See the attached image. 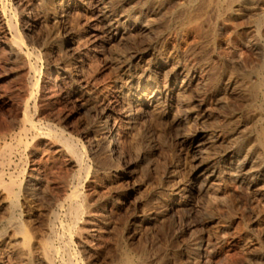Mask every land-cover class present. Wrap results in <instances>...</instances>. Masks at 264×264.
<instances>
[{
    "label": "rangeland",
    "instance_id": "1",
    "mask_svg": "<svg viewBox=\"0 0 264 264\" xmlns=\"http://www.w3.org/2000/svg\"><path fill=\"white\" fill-rule=\"evenodd\" d=\"M209 1L211 0H195V3L193 2L190 6L187 4V0H162L156 6L157 9L150 10V8H154L152 7V4L155 3L154 0H85L79 4L78 11L73 9L69 12V15L72 16L71 19L74 18L73 20L77 21L76 18H78L80 33L82 31L85 33L88 27L85 24L87 21L84 17V9H90V4H104L113 14L122 13L130 17L137 16L140 11H145L146 8L149 11L143 15V18L148 19L147 29L137 28L129 33L128 37H123L121 40L118 37L111 42H105L103 39L105 35L98 33V36H102L100 37L102 42L97 47L98 49L96 48L97 50L92 53L93 57L89 62L90 65L87 64L89 68L87 67L86 71L89 70L87 76L91 78H94L93 75L95 76L96 82L100 80V85L109 86L116 79V73L118 74L121 70L126 69L130 65L129 63H136V61H139L138 65L147 69L149 73L156 70L155 77L158 82H162L164 76L174 70H178V73L180 71L177 79L181 80L187 74L198 79L195 84L192 83L187 89L180 91L181 94L179 93L178 96L181 98L177 97L173 109L164 107L163 115H160L159 118H152L149 114L141 115L139 118L136 116L133 126L125 127L123 149L129 154L127 153L124 159L119 161L118 170L112 168L111 162L103 153L102 143L93 142L92 127L98 121V114L93 110H79L72 101L67 100L66 91L68 90L67 93H70L71 89L69 82V84L66 82L59 92L40 91L36 94V89L33 88L36 87L34 81H38L42 76H47V70L52 67L53 59H50L51 62H49L43 57L40 60L29 57L31 59L27 60V62L29 61L27 64L30 63L29 65H33L38 70H36L38 73L36 75L26 69H21L18 64L14 65L9 61L0 60V129L13 128L14 131H17L19 117L22 115V110L27 107L28 114L37 125L40 134L49 133V131L50 134L56 131L63 132V137L71 138L73 145H77L74 147L75 150L77 152L80 150L79 154L82 153L83 169L70 162V157L64 152H55V154L54 150L46 149L44 142L47 137L45 135H40L45 139L41 140L39 145L35 147L30 145L23 151V162L28 164L27 166L54 165L51 173L46 174L38 171L45 180H51L48 184L52 185L53 183V190L49 192L51 194L56 192L54 195H59L62 190L70 193V190L75 188L77 190L76 200L80 203L83 202V213L94 214L92 217L94 223L92 224L95 225L93 229L103 230V232L100 231L101 242L103 241L100 243L102 245H99L101 247H97L95 250L97 253L89 252L87 246L79 243L76 235L77 229L87 227H84L83 220L72 223V220L63 213L64 211L58 209L55 210L56 214L58 213V219L52 222L51 209H48L46 201H31L28 204L29 207L24 209L30 228L44 231L49 224H52L54 235L59 239L55 245L61 248L65 244L67 245L66 251L69 254L64 252V260L73 256V264H117L120 258L119 254L121 255L124 251L129 253L130 255H128L132 256L133 260L136 259V261L134 260L136 263L141 264H177V261L179 264H264V179L253 184L249 180H245L243 183H236L228 179L218 181L217 188L225 189L228 193V198L224 203H212L206 198L199 200L190 198L186 201V205H183L182 199L174 198L169 189L174 185L175 178L181 180L184 175L187 176L190 172L197 170L201 163L219 167L221 161L226 158L229 147L251 144L256 130L264 128V124H262L264 119L256 120L255 118V114L262 109L259 102L261 97L254 98L250 94L252 97L248 98L249 94H241L236 88L234 89L236 91L233 90V92L232 89L227 90V87L224 86L227 79L230 81L237 79L238 81L243 73L250 74L249 79L253 83L264 78V0H246V6L243 5L239 12L225 21L224 25L219 24L218 26L215 25L218 13L216 14L211 8H206L209 3H214L215 0ZM3 2L12 11L18 0H3ZM84 3L86 4L84 5ZM82 9L83 11H81ZM86 13L90 14V11H86ZM258 21L262 26L260 31L257 28ZM160 24L162 25L160 26ZM67 27L68 25H66ZM66 28L65 30L61 29L62 40H69L73 36V27L69 26L67 30ZM100 47L104 48L100 49ZM76 52V47L71 46L63 50L61 56L74 58ZM130 56L134 57L133 61ZM34 60L35 62H33ZM158 63L162 64L160 69L155 67ZM30 75L33 79L29 77ZM250 80L244 84L245 86H241L242 89L252 84ZM27 91L34 94L28 102L26 98H29L30 94ZM245 91L246 89L242 92ZM10 103L15 104L16 107ZM36 103L41 107H38ZM17 111L18 113H16ZM35 113L38 114V117H35ZM147 115L149 116L147 117ZM235 130L243 132L238 136V140L227 141V145L226 140L231 138ZM105 134L109 135L110 132L107 131ZM27 139V142L31 143L30 136ZM108 141L110 142V139ZM31 149L33 150L30 151ZM58 150H60L59 147L55 151ZM243 153H245L244 150L240 154L243 155ZM137 156L142 157L143 160L134 162L133 160ZM47 157L48 161L46 162ZM38 159L40 160L39 164H37ZM208 174L207 171L199 173L202 179ZM160 197L168 200L174 198L180 204L178 203L169 211V216L158 217L154 222H143L144 216L156 211L160 205L162 206ZM66 222L68 225L65 224ZM80 222L83 223L81 226ZM73 224L74 226H71ZM43 225H46V228ZM61 225H63V229ZM87 228L89 229V227ZM68 230L70 234L67 232ZM67 236L71 237V240ZM194 238L210 239L219 252H228L226 258L207 257L198 263H189L188 256L198 257L205 254L203 247L196 251L192 248L191 241ZM75 241H77L76 244ZM69 242H73L75 246ZM71 251L75 252V255H72ZM139 258L140 261H138ZM75 259L78 260L76 263Z\"/></svg>",
    "mask_w": 264,
    "mask_h": 264
},
{
    "label": "bare ground",
    "instance_id": "2",
    "mask_svg": "<svg viewBox=\"0 0 264 264\" xmlns=\"http://www.w3.org/2000/svg\"><path fill=\"white\" fill-rule=\"evenodd\" d=\"M84 1L85 0H18L16 7L13 8L14 12H12L13 10L11 11L6 6V4H4L3 0H0V60L9 61L11 63H14V65L18 64V65H20L21 69L22 68L26 69L28 72H31V73L33 72L32 73L33 75L34 74L36 75L37 69H35L33 67V65H29L30 63L27 64L29 62V61L27 62V60L31 59V58L29 59V57H34L36 59L38 58V60H40V58L43 57L44 59H46V61L53 59V61H54V62H52L53 65H52V67L48 68L47 74H46L47 76H44V77L42 76V78L40 77L38 81H34L37 83V85H36V83H34L35 84L34 86H36V87H33L34 89H36L35 90L36 94L39 93L40 91H42V92L45 91L46 93H48V92H59L62 90L64 84L66 82L67 83L69 82L71 85V89L69 88L70 93H67L68 90L66 91L65 96H66L67 100L72 101L79 110L80 109L83 111H85L86 109L87 110H93V111H95V113L98 114V121L92 127V134L94 136V137L92 136L93 142H95V143L101 142L102 143V145L101 144L100 145L103 146L101 148H104L103 153L106 155V157L111 162L112 168L118 170L119 165H120L119 161L121 159H124V157L128 153L123 149V143H124L123 139L125 137L123 135V131H124L125 127L132 125L134 120H136L135 119L136 116L139 118L141 115L149 114L152 116V118H159L160 115H163L164 107H168L169 109H173L174 108L173 105L175 104L177 97H179L178 94L180 93V91H184L192 83L195 84L198 79L195 76H191V75L187 74V75H184L181 78V80L178 78L179 79V81H178L177 75L180 73V71L178 73L177 72L178 70H174V71L168 73L167 75H165L162 82H158L156 77H155V74L157 73L156 70H155L156 73L155 72L149 73L147 71V69L145 70L144 68H142L138 65L139 61L135 60L136 63H133V62L129 63L130 65H128V67L126 69L121 70L120 72H118V74L116 73V75H117V76H115L116 79L110 85L108 84L109 86L100 85L99 84L100 80H99V82H96L94 79L95 76L93 75L94 78L87 76L88 75L87 72L89 70L86 71V68L88 67L87 64L91 61V58L93 57L92 53L98 49L97 47L102 42V41H100V37H102V36L101 35L98 36V33L100 32V34L105 35V37L103 38L105 42H111V41H114L115 39H117L118 37H119L118 39H120V40L123 37L124 38L126 36L128 37V34L132 33V31L137 29V28L147 29L148 19L146 20L145 18H143V15L149 11L146 8L145 11H140L139 14H137V16L130 17L127 15L125 16L122 13L116 14L114 12L115 14H113L110 10H108V8H107L108 6L106 7V6H104V4H99V3H93L92 5L90 4V6H89L90 9H88V8L86 10L84 9V12H85L84 17L86 18V21H87V23H85V24H87L88 30H86L87 32H85V33L82 31L83 32V34H82V32L80 33L81 30H79L78 18H76L77 21L73 20L74 18L71 19L72 16H71V14L69 15V12L73 9H76V10L79 9V7H80L79 4H82ZM154 1H155V3L152 4V7H154V8H150V10L157 9L156 6H158L162 0H154ZM211 1H209V2H211ZM193 2L195 3V0H187L188 5L192 4ZM245 2H246V0H215L214 3H209V5L207 4L208 6L206 8H211L212 10H214L216 12V14L218 13L217 19L215 20L216 21L215 25L218 26L219 24L224 25L225 21L227 19H229L230 17H232L236 12H239L240 8L243 5L246 6ZM85 4L86 3H84V5ZM81 11H83V9ZM86 11H90V14L86 13ZM183 11H184V9H183ZM251 15H252V13H251ZM161 16H163V15H161ZM161 16H160V18H161ZM66 25H68V27L70 26V28L73 27L72 28V29H74L73 30V36L69 40H64V39L62 40L63 35L61 36V29L65 30ZM161 25L162 24H160V26ZM67 28H66V30H67ZM82 28L84 29V27H82ZM257 28L259 31L262 29L260 21L257 22ZM208 31H210V30H208ZM210 37H211V35H210ZM130 38H131V36H130ZM202 39H203V37H202ZM191 41H193V40L191 39ZM120 43H122V42H120ZM71 46L76 47V50H77L74 58H72V57L67 58V57L61 56L63 50H65L66 48H69ZM101 48H104V47H100V49ZM113 51H115V50H113ZM101 52H102V50H101ZM189 56H191V55H189ZM206 57H208V56L206 55ZM130 58H131V61L134 60V57L130 56ZM128 61H130V60H128ZM33 62H35V60ZM49 62H51V61H49ZM239 64H240V62H239ZM89 65H90V63H89ZM93 65H95V64H93ZM161 66H162V64L158 63L157 66H155V67L160 69ZM207 70H209V69H207ZM90 71H92V70H90ZM45 72H46V70H45ZM23 73H25V72H23ZM29 77H32V76L30 75ZM249 78H250V74L243 73L240 76L238 81H237V79H235L236 81L235 80L230 81L229 79H227L224 86L227 87V90L232 89V91H233L236 88L239 90V92L241 94L242 93H246L249 95L251 94L254 98H260L261 97V99H260L261 101H259V102L261 103L262 109L260 110L258 108L260 110V112H257L255 114V118H256V120H262V119H264V78H260L255 83L251 82V80ZM32 79H33V77H32ZM249 80H250V83H252V84H249L248 87L246 86V88L242 89L241 86H243L244 84L249 82ZM245 89H246V91L242 92ZM234 91H236V90H234ZM27 92H29V91H27ZM46 93H44V94H46ZM28 94H30V95H29V98H26V99H28L27 102L30 99H32V97L34 95L33 92H29ZM42 94H41V96H42ZM57 95H59V94H57ZM251 95L248 98H251L252 97ZM235 97H236V95H235ZM179 98H181V97H179ZM252 101H253V99H252ZM28 104H27V106H28ZM11 105L15 106V104L14 105L11 104ZM22 105H23V103H22ZM37 106H38V104H37ZM17 107H18V105H17ZM34 107H33V109L35 110ZM230 109H231V107H230ZM178 112H179V110H178ZM16 113H18V111ZM40 113H41V111H40ZM34 115H36L35 117H38L37 113H35ZM149 115H147V117ZM18 117H19V115H18ZM20 117H19V120L17 123L18 124L17 131H14L13 128L12 129L9 128L10 130L9 129L8 130L7 129H0V264H73L72 263L73 256L72 257L69 256L65 260L63 258L64 252L67 249V245L65 244L63 248L56 246L57 240H59V239H57V237H55V235H54V232H53L52 227H51L52 224L51 225L49 224L48 228L45 229L44 231H37V230L30 228V226L27 222V215L24 213V209H27L29 207L28 204L31 203V201H38V200L43 201V200H45L47 205H48V209H51V221L52 222L54 220L58 219V215H57L58 213L56 214V212H55V210H58V209L63 210L64 212L63 211L62 212L65 213V215L68 216L72 220V223L73 222L76 223V222H78V220H83V222L85 224L84 227L87 226V227H89V229L87 227L86 228L82 227V228H80V230L77 229L76 235L78 237L79 243L83 244L84 246H87V249L89 252L90 251L96 252L95 250L97 249V247L99 245H102L100 243L103 242V241L101 242V232H103V230L101 231L98 229L95 230V228L93 229V227L95 226V225L93 226L94 223L92 222L93 221L92 217L94 216V214H92L91 212H89V213L86 212L87 214L83 213V205H82L83 202L80 203L76 200L77 190L75 188H73V190H70V193L65 192V190L64 191L62 190L63 192L61 191L59 193V195H54V193H56V192H52L53 194H51V192H49V191L53 190V186H52L53 183H52V185L48 184V182H51V180L50 181L45 180L43 175L42 176L39 175L38 171L42 172V173H46V174L51 173V170H53L52 167L54 165H52V166L51 165H46V166L45 165H41V166L39 165V166H37L34 164L31 166H27L28 164L26 165L23 162V154H24L23 151H25V149H28V146L30 147V145H34V147L39 145L41 140L45 139L43 137H40V135H45L47 137V139H45V142H44V144L47 147L46 149H49L50 151L54 150V153L55 152L56 153L57 152H64L65 154H67V156L70 157V162L79 165L81 168L83 166L82 165V155H81L82 153L79 154L78 152L80 150L78 152L75 150L74 147H76L77 145H73L71 138L68 139V138L63 137V132L56 131V132L50 134L51 132L49 131V133L40 134L38 132L37 125L35 124V122H33L32 118L28 114L27 107L22 110V115ZM41 118H43V117L41 116ZM162 123H164V122H162ZM10 124H11V121H10ZM262 124H264V123H262ZM261 126H263V125H261ZM107 131L110 132L109 135L105 134ZM256 131H257L256 135H254L255 137H254L253 141L251 142V144L246 143L245 145L242 144V145H238V146L232 145L231 147H229V149L227 148L228 152H227L226 158L221 161L219 167H215V166L211 167V165L209 166L207 164L201 163L199 165V167L197 168V170L190 172L187 176L184 175V178H182L181 180L173 178L175 183H174V185H172V188H169L172 196L174 198L180 197L183 201V205H186V201L190 198H196L197 200H199L200 198H206L209 202H212V203H214V202H220V203L223 202L224 203V202H226V200L228 198V193L225 189L219 190L217 188L216 183L218 181H221L222 179H228V180H232L233 182H236V183H243L245 180L246 181L249 180V182L251 184H253L257 181L258 182L262 181L264 179V128L261 127L260 129H258ZM241 132H243V131L235 130L234 133L232 134L231 138L226 140V144H227V141L238 140L239 139L238 136L240 135ZM254 133H255V131H254ZM29 136L31 138V143L27 142L28 141L27 137H29ZM109 139H110V142L108 141ZM25 140H26V142H25ZM245 146H246V148H244ZM57 147H59L60 150L55 151ZM32 150L33 149H31L30 151H32ZM37 150H38V148H37ZM242 150L245 151V153H243V155L240 154ZM223 151H225V150H223ZM28 152H29V150H28ZM44 152H46V151H44ZM30 154H32V153H30ZM41 160H42V158H41ZM137 160L138 161L143 160V158L137 156V158L134 159L133 161L135 162ZM39 161L40 160L38 159V163H37L35 160V162L37 164H39ZM45 161L46 162L48 161V157L45 159ZM134 165L135 164L133 163V166ZM84 169L86 170V168H84ZM172 171H171V173H172ZM200 171H207V172H209V174L207 177L203 176V179H202V178H200L201 174L199 175ZM50 175H52V174H50ZM84 177H85V175H84ZM52 178H53V176H52ZM87 181H89V180H87ZM85 198H86V196H85ZM174 198L168 200V199H164L163 197L162 198L160 197L162 206L160 205L161 207L159 206V208L156 211H153L149 215L147 214V216H144L143 222H154L158 217H161L164 215L169 216L170 215L169 211H171V209L176 207L179 203L178 201H175ZM255 203H257V202H255ZM33 204H34V202H33ZM32 206H34V205H32ZM35 207H37V206H35ZM153 207H155V206H153ZM221 212H222V209H221ZM46 213H48V212H46ZM59 214H60V212H59ZM65 215H63V216H65ZM64 220H65V218H64ZM60 222H59V224H60ZM67 222L65 224H67ZM81 222H80V226L83 224V223L81 224ZM70 223H71V221L69 222V225H70ZM54 224H53V226H55ZM43 226H45V228H46V225H43ZM61 226H62L61 228L63 229V225H61ZM71 226H74V224ZM72 229L75 230V228H72ZM67 232L69 233V230ZM64 236H65V234H64ZM69 236H67V237L70 238L69 240H71V237H69ZM58 242H60V241H58ZM191 242H192V246H193L192 248H194L195 251L198 250L199 248L203 247L205 250V254L203 256H198V257H195L193 255L188 256L187 260L189 263L190 262L191 263H198L199 261L206 259L207 257H211V258L222 257L223 259H225L227 256L228 252L227 251L226 252H221V251L219 252V250H217V248H215V246L213 245V243L211 242L210 239H201L200 240V238L199 239L194 238ZM76 243H77V241H75V244ZM69 244H73V242L72 243L69 242ZM69 244H68V246H69ZM88 244H90V245H88ZM153 245H154V243H153ZM99 247H101V246H99ZM78 248H80V247H78ZM68 249H70V248H68ZM84 252H86V251H84ZM74 253L75 252H72V255H75ZM128 254L125 253L124 251H122L121 255L119 254L120 258H119V261L117 262V264H141L138 262L136 263L135 262L136 259H134L135 260L134 261L132 256H129L130 254L129 255ZM75 258H76V256H75ZM156 260H158V259H156ZM77 261L75 259V263ZM138 261H140V258ZM79 262H80V260H79ZM150 263H152V262H150ZM177 264H179L178 261H177Z\"/></svg>",
    "mask_w": 264,
    "mask_h": 264
}]
</instances>
